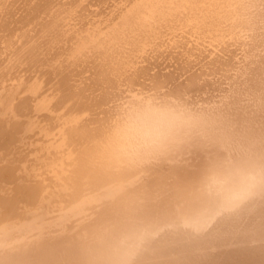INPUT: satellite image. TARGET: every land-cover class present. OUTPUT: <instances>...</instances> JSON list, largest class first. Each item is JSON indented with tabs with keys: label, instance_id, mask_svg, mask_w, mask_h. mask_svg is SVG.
Returning <instances> with one entry per match:
<instances>
[{
	"label": "bare ground",
	"instance_id": "obj_1",
	"mask_svg": "<svg viewBox=\"0 0 264 264\" xmlns=\"http://www.w3.org/2000/svg\"><path fill=\"white\" fill-rule=\"evenodd\" d=\"M85 2L0 0V264H264V0Z\"/></svg>",
	"mask_w": 264,
	"mask_h": 264
},
{
	"label": "rangeland",
	"instance_id": "obj_2",
	"mask_svg": "<svg viewBox=\"0 0 264 264\" xmlns=\"http://www.w3.org/2000/svg\"><path fill=\"white\" fill-rule=\"evenodd\" d=\"M88 3L90 2L91 3V0H86ZM84 3V4H83ZM85 2V0H82V7H81V11H82V13H86V10H88L87 8H88V4ZM89 6H91V4H89ZM16 8L18 9V5L16 6ZM15 7H14V10L16 9ZM17 9L15 10V12L17 11ZM187 45V49H189L190 50V57L188 58V59H184L186 62H187V69H190V71H192V73H206L207 72V70L209 69V68H211V62H212V60H214L215 58L214 57H216V55L214 54V53H212V48L210 47V46H208V44H205V47H203V49L202 48H200V49H198V50H195V49H190V47H189V44L187 43L186 44ZM179 50V52H181L182 50L181 49H176V50H172L170 53H167V56H165V54L166 53H164V55L163 56H165V58L166 59H164V61H162V60H160V58L158 59V61L160 62H156V64L154 65V66H152L151 68H150V70L148 71V73L149 74H156V73H159V74H165V73H167V72H173V76H174V78H175V82L177 83V82H181L188 74H190L191 72L189 71V70H187L186 71V73L185 72H180V70H178L177 68H174L175 67V63L174 62H172V61H174V58H173V56H175L176 58H179V55L177 54L178 51ZM206 50H207V52H206ZM209 50H210V52H209ZM176 54H174V53ZM169 54V55H168ZM214 54V56H212ZM212 57H211V56ZM161 57L162 59L164 58V57ZM210 56V57H209ZM169 57V58H168ZM173 58V59H172ZM182 58V56H180V59ZM171 59V60H170ZM167 60H169V61H167ZM166 61V62H165ZM162 62V63H161ZM160 64V65H158V64ZM165 63H170L169 65H172V68L170 67L169 68V66H166V65H168V64H166V65H164ZM174 64V65H173ZM179 64V63H178ZM209 65V66H206V65ZM164 65V66H163ZM174 66V67H173ZM189 66V67H188ZM191 66V67H190ZM163 67H166V68H163ZM168 67V68H167ZM194 67V69H192ZM207 67H209V68H207ZM199 68V69H198ZM169 69V70H168ZM201 69V70H200ZM35 72H38V74L40 73V71H35ZM154 72V73H153ZM190 72V73H189ZM205 78H204V77ZM203 76H201L202 77V79H208L210 76H206V75H203ZM29 137H31V142H32V144H33V140H34V136L33 135H30ZM33 139V140H32ZM29 140L27 139L26 141H25V147H24V149L23 148H20V154H22L23 156H26L25 154H28V152L30 151V149L29 148H31V142L30 143H28L29 142ZM26 146H28V147H26ZM30 146V147H29ZM34 146V145H33ZM26 149H28V150H26ZM27 152H26V151Z\"/></svg>",
	"mask_w": 264,
	"mask_h": 264
},
{
	"label": "clouds",
	"instance_id": "obj_3",
	"mask_svg": "<svg viewBox=\"0 0 264 264\" xmlns=\"http://www.w3.org/2000/svg\"><path fill=\"white\" fill-rule=\"evenodd\" d=\"M156 133L154 132L153 135H155Z\"/></svg>",
	"mask_w": 264,
	"mask_h": 264
}]
</instances>
